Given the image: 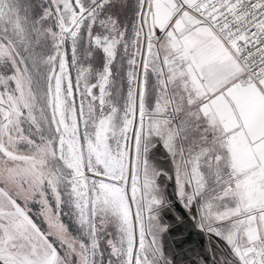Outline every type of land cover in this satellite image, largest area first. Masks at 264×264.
Returning <instances> with one entry per match:
<instances>
[{
    "label": "snow or ice",
    "instance_id": "6c2138e0",
    "mask_svg": "<svg viewBox=\"0 0 264 264\" xmlns=\"http://www.w3.org/2000/svg\"><path fill=\"white\" fill-rule=\"evenodd\" d=\"M0 264H264V0H0Z\"/></svg>",
    "mask_w": 264,
    "mask_h": 264
}]
</instances>
